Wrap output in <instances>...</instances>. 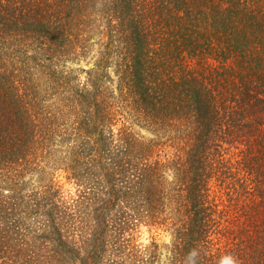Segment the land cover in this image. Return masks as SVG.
<instances>
[{
  "label": "trees",
  "instance_id": "1",
  "mask_svg": "<svg viewBox=\"0 0 264 264\" xmlns=\"http://www.w3.org/2000/svg\"><path fill=\"white\" fill-rule=\"evenodd\" d=\"M0 264H264V0H0Z\"/></svg>",
  "mask_w": 264,
  "mask_h": 264
},
{
  "label": "rangeland",
  "instance_id": "2",
  "mask_svg": "<svg viewBox=\"0 0 264 264\" xmlns=\"http://www.w3.org/2000/svg\"><path fill=\"white\" fill-rule=\"evenodd\" d=\"M70 68H73L75 69V67H77L78 65H75V64H70L68 65ZM80 66L84 67V68H87L88 66H86L85 64H81ZM136 132H138L140 135H143L145 137H148L150 134L145 131L144 129H139V128H135ZM141 241L142 242H148V239L150 236H154L159 243L161 242H167L168 241V238L163 234V233H155L153 231L151 232H148L145 228L141 229ZM159 234V235H158Z\"/></svg>",
  "mask_w": 264,
  "mask_h": 264
}]
</instances>
